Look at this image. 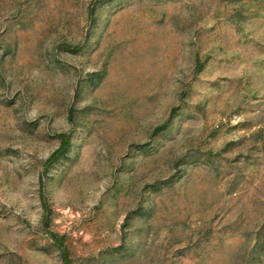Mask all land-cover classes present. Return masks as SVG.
<instances>
[{"label":"rangeland","instance_id":"374dc122","mask_svg":"<svg viewBox=\"0 0 264 264\" xmlns=\"http://www.w3.org/2000/svg\"><path fill=\"white\" fill-rule=\"evenodd\" d=\"M0 264H264V0H0Z\"/></svg>","mask_w":264,"mask_h":264},{"label":"trees","instance_id":"16d2710c","mask_svg":"<svg viewBox=\"0 0 264 264\" xmlns=\"http://www.w3.org/2000/svg\"><path fill=\"white\" fill-rule=\"evenodd\" d=\"M67 144H68V143H64L63 148H62V151H61V155L67 153V150H68V148L66 147Z\"/></svg>","mask_w":264,"mask_h":264}]
</instances>
